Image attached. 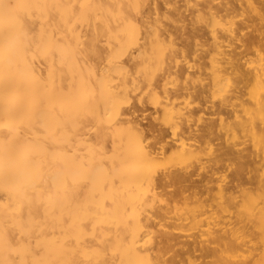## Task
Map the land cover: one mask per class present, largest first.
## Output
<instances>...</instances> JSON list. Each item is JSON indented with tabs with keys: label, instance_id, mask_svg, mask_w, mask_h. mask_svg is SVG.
<instances>
[{
	"label": "bare ground",
	"instance_id": "bare-ground-1",
	"mask_svg": "<svg viewBox=\"0 0 264 264\" xmlns=\"http://www.w3.org/2000/svg\"><path fill=\"white\" fill-rule=\"evenodd\" d=\"M182 1L0 0V264H264V0ZM182 7L200 48L170 40ZM193 92L218 100L189 149ZM173 149L192 173L156 171Z\"/></svg>",
	"mask_w": 264,
	"mask_h": 264
},
{
	"label": "rangeland",
	"instance_id": "rangeland-1",
	"mask_svg": "<svg viewBox=\"0 0 264 264\" xmlns=\"http://www.w3.org/2000/svg\"><path fill=\"white\" fill-rule=\"evenodd\" d=\"M157 1V3H155V4H158L157 5V7H158V9H159V11H161V13L162 14H164L165 16H168V15H170L172 12V7L176 4V5H181L182 3H183V1L182 0H155V2ZM182 2V3H181ZM164 4V6H163V4ZM165 3H166V5L168 6H166L165 5ZM168 3L170 4V5H168ZM178 3V4H177ZM172 5V6H171ZM179 5V6H180ZM170 6V7H169ZM164 7V8H163ZM168 8H171V9H169L168 10ZM182 10H184L183 11V18H184V22H183V25H181V26H178V27H172V26H168L167 28V32L168 33H170L171 35H170V37H171V39H170V37H169V39L170 40H173L172 42H175V44L177 43V44H179V46H181V44L182 45H184V46H186L187 44H188V46H191V47H193V41H195L196 42V46L195 47H197L198 46V43H200L201 44V42H203V40L202 39H204L203 38V34H201V31H199V30H196V29H194V27L195 26H193V17H192V15L190 14L191 13V8H188V9H183V7L181 8ZM166 14H165V13ZM191 17H192V19H191ZM165 17H163V21H165ZM167 22V21H166ZM165 22V23H166ZM168 23V22H167ZM264 24V23H263ZM192 26V27H191ZM197 27V26H196ZM179 29V30H178ZM182 29V30H181ZM249 30V29H248ZM247 30V31H248ZM245 31V30H244ZM195 32H196V34H195ZM198 32H199V34H198ZM195 37H194V36ZM200 35V37H198L197 38V36H199ZM202 36V37H201ZM194 39H192V38ZM196 38V39H195ZM199 40V41H198ZM200 40H201V42H200ZM192 41V42H191ZM198 41V42H197ZM192 43V45H190ZM176 44V45H177ZM198 48H200V45L198 46ZM263 61H264V58H263ZM234 76V75H233ZM195 79V78H194ZM195 80H197V79H195ZM198 81V80H197ZM198 84H200V83H195V85H198ZM197 87V86H196ZM199 87V86H198ZM198 96H196V95ZM195 95V96H194ZM203 94H198L197 92H193L192 93V95L190 94V97H188V99L186 98V100L184 101L183 99H184V97L181 99L180 98V101H182L183 100V102H180V101H178L179 102V106L182 108V110L183 111H188L189 109H186V107L187 108H192L191 110H193V111H195V113H197V115H196V118L197 119H194V121H193V128H194V131H192L191 132V134L190 135H188V134H186L184 137L186 138H184L183 139V142H184V146H186V147H190L189 149H193L195 146H199L200 144H201V138H202V136H200L199 134H200V129L203 127V125H204V121H205V119H206V117H207V113H205V112H201V108H203V106H206L207 105V103H209V102H211L212 101V99H213V97H207V98H204V96H205V94L202 96ZM208 95V94H207ZM189 96V95H188ZM192 96V97H191ZM202 97V98H201ZM212 98V99H211ZM216 98V96L214 97V99L213 100H215L214 102H216V100H218L217 98ZM206 100V102L204 101V100ZM190 100V101H189ZM207 101H209V102H207ZM147 101L145 102V104H144V107H142L143 108V110H142V108H141V110H140V112H139V120H140V118H142L141 119V126L143 127V129H144V133L146 134V136H147V140H152V139H154V138H151V135H150V133H155L156 134V131L155 132H151L150 131V128L149 127H152L151 129H154L153 127H154V125H155V121H153V115H155L156 113L154 112L155 111V108H153V105H151L149 102L147 103ZM184 103V104H183ZM204 103H206V104H204ZM211 103H213V101L211 102ZM181 104L183 105V106H181ZM148 106L147 108H146V106ZM202 107H201V106ZM192 106V107H191ZM196 106V107H195ZM199 106L201 107L200 109H199ZM158 108V107H157ZM156 108V109H157ZM148 109V110H147ZM237 109L239 110L240 108L239 107H237ZM205 113V114H204ZM204 114V115H203ZM143 115V116H142ZM155 117V116H154ZM151 120V121H150ZM152 122V123H151ZM154 122V123H153ZM149 124H150V126H149ZM154 124V125H153ZM152 125V126H151ZM155 127H156V125H155ZM201 127V128H200ZM146 129V130H145ZM196 129L198 130V131H196ZM169 133L170 131H168V130H164V135H167L166 133ZM196 133V134H195ZM152 135H154V134H152ZM171 135V132L167 135V136H170ZM188 135V136H187ZM194 136V137H193ZM210 136V138L209 139H207V138H203L204 140H207L206 141V143L207 142H209V141H211V143L209 144L210 146H212V148H211V151L213 152V153H209L207 150H204V152L205 153H209L211 156H216V158H217V156L219 155V158H220V161L218 162V163H222V165H225L226 164V166H222V168L223 167H225V168H223V169H226V170H224V173H225V177H226V185H227V187L228 188H230V189H232L234 186H235V184L236 183H239V184H241V188H245V187H253L254 185H255V182L253 181V179L251 178V175L253 174L251 171H249V170H247V167H246V170L247 171H243V174L241 175V177L238 179V180H235L234 178V171H233V168L234 167H236L235 165L237 164H235V163H233V165H232V163H231V165L229 166V164H227L228 163V160H224L223 161V159H222V156H221V153H222V150L223 149H225V148H223L222 146H224L225 144H222L221 142L223 141V139L225 138V137H223V136H220V137H218V140H217V138L216 139H214L213 138V136H212V134L211 135H209ZM246 136V135H245ZM174 137H176V136H174ZM201 137V138H200ZM217 137V136H216ZM239 137H240V135H239ZM242 137V136H241ZM247 137V136H246ZM246 137H244V138H246ZM229 138H231V137H229ZM167 139H169V138H167ZM214 139V140H213ZM234 139V138H233ZM233 139H231V141L233 140ZM249 139V138H248ZM256 139H258V137L256 138ZM261 139V137L259 138V140ZM222 140V141H221ZM226 140H227V138H226ZM230 140V139H229ZM243 142L241 143H239V141H240V138H239V141L236 139V141L238 142V144L237 143H235V144H237L236 145V147H237V149L239 150L240 148V151L239 152H243V153H246V152H248V149H250V148H248L249 147V144H248V142L246 141H244L243 139H241ZM259 140H257L258 142H259ZM192 141V142H191ZM230 141V143H232ZM235 141V140H234ZM233 141V142H234ZM249 141V140H248ZM253 141V140H252ZM203 142V141H202ZM225 142V141H224ZM227 142V141H226ZM193 143V144H192ZM205 143V144H206ZM252 143V142H251ZM186 144V145H185ZM204 144V143H203ZM203 144H202V146H203ZM227 145V144H226ZM229 145V144H228ZM231 145H233V144H231ZM242 145H243V147H242ZM208 146V144H206V147ZM235 146V145H234ZM252 146V145H251ZM220 147H221V149H220ZM227 147V146H226ZM229 147V146H228ZM232 147V146H231ZM223 148V149H222ZM234 148V147H233ZM232 148V149H233ZM201 149V148H200ZM203 149V148H202ZM246 149V150H245ZM252 149V148H251ZM242 150V151H241ZM244 150V151H243ZM169 151V150H168ZM166 151V153H164V154H168V155H163L164 157L163 158H165V159H163L162 160V162H163V164H162V162L160 161L159 162V164L157 165V168H156V171H158V173L159 172H161V171H164V172H166V171H170V169L171 170H176V168L178 169V170H176V171H178V172H181V170H182V172L181 173H183V172H188V170H189V172H188V174L189 173H192L194 170H195V168H196V164H193V160L191 159H186L185 157H181V156H179L176 152H178V151H174V149L173 150H171V151ZM202 151V150H201ZM165 152V151H164ZM168 152V153H167ZM175 152V153H174ZM203 152V151H202ZM174 154H176V156L174 155ZM210 156V157H211ZM167 157V158H166ZM201 157V160L202 161H204L203 160V158L205 157V156H203V158H202V155L200 156ZM206 157H207V155H206ZM205 157V158H206ZM210 157H208V158H210ZM171 158V159H170ZM173 158V159H172ZM170 159V160H169ZM222 159V160H221ZM230 159V158H229ZM233 159V158H232ZM207 160V158L205 159V161ZM213 160H215L214 158H213ZM169 161V162H168ZM186 161H188V162H186ZM189 161H191V163L189 162ZM232 161V160H231ZM237 161V160H236ZM235 161V162H236ZM184 162H186V164L184 163ZM234 162V161H233ZM238 162V161H237ZM174 163V164H173ZM182 163V164H181ZM192 164V165H190V164ZM195 163V162H194ZM220 163V164H221ZM176 165V166H175ZM184 165V166H183ZM189 165V166H188ZM193 165H195V168H194V166ZM159 166V167H158ZM178 166V167H177ZM233 166V167H232ZM165 167V168H164ZM193 167V168H192ZM228 167H230V168H228ZM228 168V169H227ZM232 168V169H231ZM159 169V170H158ZM248 169H249V167H248ZM180 170V171H179ZM183 170H185V171H183ZM190 171H192V172H190ZM185 172V173H186ZM161 173H163V172H161ZM161 173H159V174H161ZM223 173V174H224ZM157 174V173H156ZM158 174V175H159ZM187 174V173H186ZM192 175H195L194 177H195V181H194V177L192 176V180L194 181H192L193 183L192 184H194L193 186H191L190 185V187L192 188H189V190L188 191H191V192H193V191H195V192H197L198 193V191L199 190H201L202 191V186L200 185L201 184V182L198 180V177L200 178V175L198 176L197 174H192ZM198 176V177H197ZM228 176V177H227ZM243 176V177H242ZM247 176V177H246ZM196 178H197V181H196ZM201 179V178H200ZM242 179V180H241ZM233 180V181H232ZM253 181V182H252ZM196 182V183H195ZM199 182H200V184H199ZM190 183V182H189ZM200 185H198V184ZM246 183V184H245ZM233 184V185H232ZM199 187H201V188H198V186ZM230 185V186H229ZM248 185V186H247ZM232 187V188H231ZM243 188V189H244ZM198 189V190H197ZM236 189V188H235ZM238 189V188H237ZM188 191H187V193H188ZM200 191V192H201ZM161 192L163 193V195L165 196V197H170L174 192H175V190H174V188L173 187H164L163 189H161ZM171 228L173 227V226H170ZM160 228V227H159ZM159 228L158 227H154V229L153 230H157V232L155 231V233L156 234H158V231H159V233H160V231L162 230L161 228H160V230H159ZM164 229V228H163ZM170 229V228H169ZM172 230H173V228H172ZM155 234V237L157 236H160V235H156ZM159 238V237H158ZM179 239H180V237H178ZM156 240H157V238H156ZM179 247H181V245L179 246ZM186 247V246H185ZM184 247V248H185ZM177 249V248H176ZM175 249V247H174V250L172 249V250H170L169 252H167L166 254H165V256H166V258L167 257H172L173 255H175V253L177 254V253H179V252H177V251H179L178 249H177V251H175L176 250ZM186 249V248H185ZM185 249H183V246H182V251H180V253L181 252H183ZM181 250V249H180ZM179 253V254H180ZM196 253V252H195ZM197 254H198V252H197ZM170 257V258H171ZM177 259V258H176ZM169 260V259H168Z\"/></svg>",
	"mask_w": 264,
	"mask_h": 264
}]
</instances>
